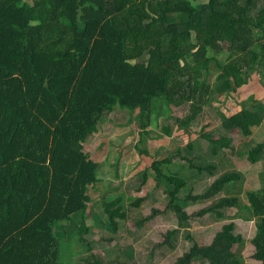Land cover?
<instances>
[{"label": "trees", "instance_id": "obj_1", "mask_svg": "<svg viewBox=\"0 0 264 264\" xmlns=\"http://www.w3.org/2000/svg\"><path fill=\"white\" fill-rule=\"evenodd\" d=\"M222 52L228 54L224 65L216 58ZM212 60L220 70L214 80L207 70ZM257 62L264 69V0H207L198 7L192 0H1L0 264H73L78 252L68 232L72 227L82 251L91 252V191H97L101 162L87 145L106 115L136 114V149L142 159H152L143 145L152 140V124L159 118L174 124L176 134L165 125L163 138L188 134L214 95L228 98L232 92L240 96L254 90L244 87L250 83L244 75ZM256 91L261 94L264 86ZM259 102L254 96L242 98L231 118L217 111L222 130L252 136ZM159 103L171 112L167 119L157 113ZM185 106L184 118H174ZM210 143L215 156L234 149L228 136ZM187 149L192 150L190 143ZM263 153L261 142L240 155L256 164ZM173 158L197 173L215 169L195 165L178 147L149 163L153 181L163 179L172 189L164 209L152 208L142 222L172 213L176 228L155 246L171 251L178 230L189 227L180 200L204 201L239 179L237 172L223 173L201 194L180 199L187 181L163 171ZM258 186L246 183L247 203L223 196L199 215L225 220L223 210L239 214L250 209L251 258L264 264V188ZM122 201L118 196L104 203L107 223L117 233L127 221ZM141 202L130 203L139 207ZM235 229L233 221L222 223L203 246L187 232V249L166 264H244L242 254L234 251L243 242ZM83 261L101 264L94 255Z\"/></svg>", "mask_w": 264, "mask_h": 264}, {"label": "rangeland", "instance_id": "obj_2", "mask_svg": "<svg viewBox=\"0 0 264 264\" xmlns=\"http://www.w3.org/2000/svg\"><path fill=\"white\" fill-rule=\"evenodd\" d=\"M194 1L199 4L202 0L192 1V4L197 5ZM258 10L259 8H254L255 12ZM255 48L258 49L261 55L260 47L256 46ZM216 58L223 64L226 62L228 54L226 52L221 53ZM257 64L258 62L255 67L258 66ZM207 70L213 80L220 74V70L214 61L208 64ZM244 76L249 77L250 81L256 80L257 85L261 84L264 86L263 68L257 67ZM257 88L253 89L257 90ZM254 90L241 92L240 96L232 92L228 98L224 94L219 96L213 93L212 95L217 101L210 102L204 107L197 121L191 125L188 134H183V136H181V132L175 136L174 124L171 121L163 122L162 118H159L150 128L149 137L152 140H146L143 145L147 148L149 155L153 156L152 159L161 160L178 147L181 154L191 159L195 165H212L215 168L210 173H197L195 170L190 169L186 162L173 158V162L164 166L163 171L167 173L173 172L187 181V187L181 192L180 199H182L184 194L188 193L192 195L201 194L216 177L223 173L237 172L239 174L237 181L227 184L222 192L211 198L195 202L180 200L179 203L189 215L187 221L189 227L187 230H178L175 241L176 249L174 251L163 247H155L163 242V234L167 230L176 228V218L172 213L169 212L164 217L157 216L150 221L142 222L144 216L150 213L152 208L164 209L168 198L167 192L172 187L163 179L159 180L158 183L153 181L154 175L148 167L152 159H142L136 149L138 140L136 114L121 110L109 116L107 115V120L104 123L105 132L108 130L115 140L110 141L111 145H108V141H106V144L99 145L104 139H108L104 137V132L102 136H95L92 142L87 145L88 150L92 154L99 153L98 156H94L103 166L101 168L103 179L96 184L97 191H91L93 203L90 217L94 221V225H91L90 240L93 247L91 252L82 251V248L78 245L77 235L74 233L75 229L73 227L70 228L68 232L75 240L76 251L78 252L73 264H88L83 261L88 255L98 257L101 260V264H166V261L171 262L187 249L189 244L186 239L187 232L201 246L207 245L219 226L229 221H233L236 224L235 232L239 233L243 238V242L236 245L234 251L242 254L244 264H260L251 258L253 247L250 240L254 233V217L250 209L239 214L223 210L225 220L218 219L212 213L199 215L200 210L210 206L219 197L238 196L244 203H247L245 188L248 181L258 183L259 188H264V153L256 164H248L244 157L240 155L241 152H245L255 147L256 144L264 142V94L262 96L259 92H254ZM245 93L247 98L254 96L260 99V102L253 110L257 128L252 136L243 137L237 131L226 134L218 122L216 112L218 111L229 118L233 117L240 110L235 99L241 100L245 97L243 96ZM164 104L162 103V106ZM160 105L161 103L156 107L157 113L159 115L165 114L167 119L172 114L171 112H165ZM186 110L187 106L180 112H174L173 117L184 118ZM165 125L171 128L174 137L163 138L162 127ZM120 128L122 132L123 130H128V134L124 136L116 134L114 136L115 133H120ZM202 135L209 136V140L204 139ZM225 136L231 138L234 149L219 151L218 156L212 155L210 152L212 148L210 141L218 140L221 142ZM188 143L192 145V150L187 149ZM107 165L109 167H106ZM113 174H116V176L114 175L113 177ZM262 192L260 195H264V190ZM118 196L123 197L121 204L128 212L122 233L114 232L111 229L107 223L104 211V203ZM138 199H143V202H141L139 207H133L130 202H136Z\"/></svg>", "mask_w": 264, "mask_h": 264}, {"label": "crops", "instance_id": "obj_3", "mask_svg": "<svg viewBox=\"0 0 264 264\" xmlns=\"http://www.w3.org/2000/svg\"><path fill=\"white\" fill-rule=\"evenodd\" d=\"M193 1V0H192ZM207 0H202L201 2H199V4H197V3H195L196 1H194V3L195 4H197V5H194V6H199L202 2H206ZM260 5H261V3H258L256 6H258V8L260 7ZM255 6V7H256ZM222 53H225V52H222ZM219 55V54H218ZM218 55H216V56H218ZM213 61V60H212ZM211 62V61H210ZM214 63H215V61H214ZM216 64V63H215ZM225 63H223L222 65H224ZM257 83V81L255 80V81H250V83L248 84V85H245L244 87L245 88H256V87H262L261 86V84H259V85H257L256 84ZM261 94H262V96H263V94H264V92L263 91H261ZM243 96H245V97H243V99L244 98H246V96H247V94L245 93V94H243ZM235 101L237 102V104H239L240 103V100H238V99H235ZM159 105V104H158ZM161 106V105H160ZM156 107H157V105H156ZM239 107V106H238ZM162 108V107H161ZM164 108H165V104H164V106H163V110H164ZM152 110H153V112H155V104L153 105V108H152ZM112 114H114V113H112ZM109 115H111V114H108V116ZM107 116V115H106ZM105 116V117H106ZM106 120H107V117L106 118H104V121L102 122V128H101V130H100V132H99V134L98 135H96V137H98V136H102L103 134H104V132H105V122H106ZM116 134H119V136H124V135H127L128 134V130H123V132H122V129L120 128V133H115V135L114 136H116ZM104 137H107L108 139H104L99 145H101V144H106V141H108V145H111V142L110 141H112V140H115V138H112L113 136L109 133V131L107 130L106 132H105V135H104ZM95 138V137H94ZM93 138V139H94ZM92 139V140H93ZM128 139H130V137H128ZM92 140H91V142H92ZM90 142V143H91ZM103 166H102V163H101V167L99 168V170H98V179H99V181L101 180L102 181V179H103V171H102V168ZM106 167H109L108 165L106 166ZM114 175L116 176V174H113V177H114Z\"/></svg>", "mask_w": 264, "mask_h": 264}, {"label": "water", "instance_id": "obj_4", "mask_svg": "<svg viewBox=\"0 0 264 264\" xmlns=\"http://www.w3.org/2000/svg\"><path fill=\"white\" fill-rule=\"evenodd\" d=\"M1 1V0H0Z\"/></svg>", "mask_w": 264, "mask_h": 264}]
</instances>
